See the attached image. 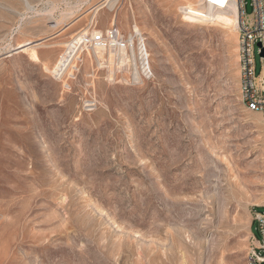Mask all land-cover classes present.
I'll return each mask as SVG.
<instances>
[{
  "label": "rangeland",
  "instance_id": "1",
  "mask_svg": "<svg viewBox=\"0 0 264 264\" xmlns=\"http://www.w3.org/2000/svg\"><path fill=\"white\" fill-rule=\"evenodd\" d=\"M107 1L0 0V264H248L264 121L238 29L186 19L197 0ZM112 25L132 52L79 50Z\"/></svg>",
  "mask_w": 264,
  "mask_h": 264
},
{
  "label": "built area",
  "instance_id": "2",
  "mask_svg": "<svg viewBox=\"0 0 264 264\" xmlns=\"http://www.w3.org/2000/svg\"><path fill=\"white\" fill-rule=\"evenodd\" d=\"M252 8L251 14H245L244 2L241 0L238 22L240 93L246 110L260 113L264 117V56L261 57V52L264 50V0H252ZM81 39L79 45L86 44L91 48L103 47L130 52L134 49L133 40H128L115 25L104 32L94 33L91 37L82 36ZM256 47L262 64L257 76L254 67ZM139 50L144 53L142 56L145 61L144 68L148 71V56H145L146 48L144 44L140 46ZM255 230L259 233L261 239L257 240L253 235L255 246L249 254L248 264H264V213L256 215Z\"/></svg>",
  "mask_w": 264,
  "mask_h": 264
},
{
  "label": "bare ground",
  "instance_id": "3",
  "mask_svg": "<svg viewBox=\"0 0 264 264\" xmlns=\"http://www.w3.org/2000/svg\"><path fill=\"white\" fill-rule=\"evenodd\" d=\"M110 2H111V0L107 1V6H109L108 4H110ZM240 2H241V0H223L222 3L217 2V0H197L196 2L188 1L186 3V6L183 8V10L186 14L185 18L190 20V21L193 20V21L201 22V23H204V22L217 23V24H220V25L227 27L230 31H233V30L235 31L236 29H238V22H239L238 21V8L240 7ZM112 6H113V3L109 6V8L111 9ZM100 9H102V8H99L98 10H100ZM94 10L97 11V9H94ZM56 25H57V23H55L53 25V27H55ZM81 37L82 36H80L77 39V41H78L77 44H79L80 40H82ZM72 42L69 43L68 46H70V44L72 45ZM83 47L84 46L82 44H80L79 50L83 49ZM17 48L23 49V50H30L31 51V53H30L31 58L34 61H39V58H38L36 52L34 51L36 49V47L33 45V42H28L26 44L18 46ZM92 49H93L92 51L98 57H102L103 53L108 50L107 55H108L109 62L111 64L113 63V60L115 58H117L116 56H118L119 57L118 59H120V60H121V57H125L124 50L106 49L103 47H94ZM86 50L89 51V48H87ZM71 51H72V49L70 50V52ZM78 52L76 53V55L78 54ZM140 52H141V50H140ZM141 54L143 55L144 53L141 52ZM145 56H147L146 52H145ZM69 57H70V54H68L66 56V53H64L60 57L58 63L56 64L54 71L55 72H58V71L62 72L63 68H65L63 70V72H64L65 70H67V68H75V66H72L74 58H72L70 60ZM124 60L125 59H123L122 61H124ZM110 66H112V65H110Z\"/></svg>",
  "mask_w": 264,
  "mask_h": 264
},
{
  "label": "water",
  "instance_id": "4",
  "mask_svg": "<svg viewBox=\"0 0 264 264\" xmlns=\"http://www.w3.org/2000/svg\"><path fill=\"white\" fill-rule=\"evenodd\" d=\"M258 46H260L259 44H258ZM264 56V50H262V52H261V57H263Z\"/></svg>",
  "mask_w": 264,
  "mask_h": 264
},
{
  "label": "snow or ice",
  "instance_id": "5",
  "mask_svg": "<svg viewBox=\"0 0 264 264\" xmlns=\"http://www.w3.org/2000/svg\"><path fill=\"white\" fill-rule=\"evenodd\" d=\"M217 2H219V3H222V2H223V0H217Z\"/></svg>",
  "mask_w": 264,
  "mask_h": 264
},
{
  "label": "crops",
  "instance_id": "6",
  "mask_svg": "<svg viewBox=\"0 0 264 264\" xmlns=\"http://www.w3.org/2000/svg\"><path fill=\"white\" fill-rule=\"evenodd\" d=\"M262 116V118H263V121H264V117H263V115H261Z\"/></svg>",
  "mask_w": 264,
  "mask_h": 264
}]
</instances>
